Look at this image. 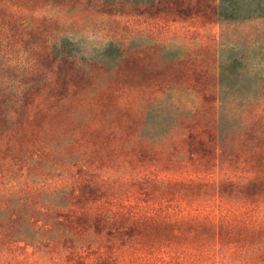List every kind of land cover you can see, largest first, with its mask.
Here are the masks:
<instances>
[{
  "label": "rangeland",
  "instance_id": "obj_1",
  "mask_svg": "<svg viewBox=\"0 0 264 264\" xmlns=\"http://www.w3.org/2000/svg\"><path fill=\"white\" fill-rule=\"evenodd\" d=\"M7 5L12 26L0 29L5 42L0 47V91L11 100L0 110V191L27 190L22 165L29 150L69 144L52 158L60 164L68 158L81 167L77 164L82 160L107 165L136 150L154 157L157 173L172 178L153 188L165 192L163 206L171 215L180 210L186 215V196H215L216 182L236 206L255 196L249 192L257 185L240 182L246 174L241 161L249 157L243 148H228L218 162L206 156L204 169L189 171L200 172L204 180L186 186V142L179 136L192 122L204 123L213 116L209 108L200 117L203 121L186 115L201 108L198 96L203 92L264 91V20L216 24L198 17L172 21L130 13L104 15L42 0ZM231 60L242 76L241 87L218 85L213 77L220 76L222 66L228 70ZM61 68L73 80L68 88L58 83ZM24 91L33 101L22 108L15 100ZM256 166L262 187L264 158ZM62 168L58 180L68 169ZM136 186L144 188L143 183ZM213 211V206L203 207L205 216Z\"/></svg>",
  "mask_w": 264,
  "mask_h": 264
},
{
  "label": "trees",
  "instance_id": "obj_2",
  "mask_svg": "<svg viewBox=\"0 0 264 264\" xmlns=\"http://www.w3.org/2000/svg\"><path fill=\"white\" fill-rule=\"evenodd\" d=\"M26 1L0 0V29L12 26L5 6ZM42 1L104 15L130 13L172 21L198 17L208 23L246 24L264 20V0ZM4 43L0 39V47ZM233 61L228 70L222 66L221 77L214 74L218 85L242 86ZM67 72L61 68L58 83L68 88L73 80L66 79ZM25 92L15 100L22 108L33 101V95ZM198 98L201 108L186 115L200 120L209 108L213 116L180 132L179 140L186 142V186L204 180L200 172L189 171L204 169L206 156L213 155L218 162L228 148H243L249 157L241 161L246 174L240 182L257 185L249 192L255 195L252 199L236 206L216 182L215 196L199 200L186 196V215L184 210L171 215L163 206L165 192L153 188L172 178L157 173L154 157L146 152L136 150L107 165L82 160L76 167L68 158L67 164L52 158L69 144H43L40 150H29L22 165L27 170V190L0 191V264H264V189H259L264 185L260 187L262 172L256 166L264 158V91L203 92ZM6 99L11 97L0 91V110L9 107ZM88 148L91 151L93 146ZM44 154L50 158L44 160ZM62 166L68 169L58 180ZM141 183L144 188L139 190L136 184ZM192 203L194 207L189 206ZM210 206L214 211L205 216L203 207Z\"/></svg>",
  "mask_w": 264,
  "mask_h": 264
}]
</instances>
